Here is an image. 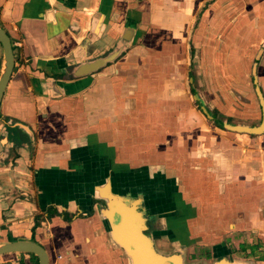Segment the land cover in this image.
I'll return each instance as SVG.
<instances>
[{
	"label": "crops",
	"instance_id": "0c3cea01",
	"mask_svg": "<svg viewBox=\"0 0 264 264\" xmlns=\"http://www.w3.org/2000/svg\"><path fill=\"white\" fill-rule=\"evenodd\" d=\"M0 27L14 48L0 244L35 241L48 264H131L102 214L106 191L139 199L159 252L221 254L229 229L264 264V132L222 130L200 107L259 123L264 0H0ZM121 41L112 62L70 75Z\"/></svg>",
	"mask_w": 264,
	"mask_h": 264
},
{
	"label": "water",
	"instance_id": "95a60500",
	"mask_svg": "<svg viewBox=\"0 0 264 264\" xmlns=\"http://www.w3.org/2000/svg\"><path fill=\"white\" fill-rule=\"evenodd\" d=\"M125 42L117 43L111 51L103 57L90 62L84 70H70L72 77H77L91 73L105 64L112 62L126 47ZM0 49L2 54V64L0 69V100L3 95L6 84L9 80L13 68V54L9 36L4 29L0 27ZM255 92L261 109V118L257 125L248 126L244 124L221 125L212 119L207 113V109L200 106L209 120L219 128L237 133L260 134L264 132V100L261 97L259 89ZM105 198L102 214L110 221V234L114 241L123 249L128 256L131 264H186L182 261L181 255L176 252L162 253L155 249L151 236L148 232V224L145 212L141 209L139 199L126 194L114 192L102 193ZM6 253H27L36 257V264H48V256L44 248L32 240H15L0 244V255ZM204 264V263H192ZM210 264H249L245 262H235L227 256H221L214 259Z\"/></svg>",
	"mask_w": 264,
	"mask_h": 264
},
{
	"label": "rangeland",
	"instance_id": "374dc122",
	"mask_svg": "<svg viewBox=\"0 0 264 264\" xmlns=\"http://www.w3.org/2000/svg\"><path fill=\"white\" fill-rule=\"evenodd\" d=\"M1 64H2V54H1V49H0V69H1ZM207 113L209 114L208 110H207ZM211 116H212V119L217 121L220 125L222 123L232 124V122H230V120L228 119L225 121L222 120V118L219 115H215L211 113ZM221 129L225 130L223 128ZM147 224L148 226H150L152 224L151 220L147 219ZM233 232L234 231L228 229V230H224L218 233L217 235L218 237H216L217 240L222 241L223 242L222 244H224L225 246V248H223L224 249L223 253L221 254H218V253L211 254L210 252L205 250L204 246L190 249V251H185V247L182 245L179 246L177 249H173L172 251L167 252V253H172V252L179 253L181 255L182 261L186 264H192V263H197V262L204 263L205 261L207 264H210L214 261V259H216L217 257H221V256H227L229 259L235 262H245L249 264H254L255 262L249 259L251 255L248 253L249 249L247 247L251 245V243L250 244L248 242L246 243V240L248 238H246V236L244 237L237 236ZM250 242H255V240L252 239ZM214 245H217V244H214ZM259 250L264 252L262 246H260Z\"/></svg>",
	"mask_w": 264,
	"mask_h": 264
},
{
	"label": "trees",
	"instance_id": "16d2710c",
	"mask_svg": "<svg viewBox=\"0 0 264 264\" xmlns=\"http://www.w3.org/2000/svg\"><path fill=\"white\" fill-rule=\"evenodd\" d=\"M241 247H243V246H241ZM248 247H249L250 249H251V248L253 249V248H255L256 246H255V245H253V246H250V245H249ZM251 251H252V250H251Z\"/></svg>",
	"mask_w": 264,
	"mask_h": 264
},
{
	"label": "flooded vegetation",
	"instance_id": "af4514ba",
	"mask_svg": "<svg viewBox=\"0 0 264 264\" xmlns=\"http://www.w3.org/2000/svg\"><path fill=\"white\" fill-rule=\"evenodd\" d=\"M5 31V30H4ZM6 32V31H5ZM7 34V33H6ZM8 35V34H7ZM9 40H10V38H9ZM10 44H11V42H10ZM11 49H12V54H13V48H12V46H11Z\"/></svg>",
	"mask_w": 264,
	"mask_h": 264
}]
</instances>
